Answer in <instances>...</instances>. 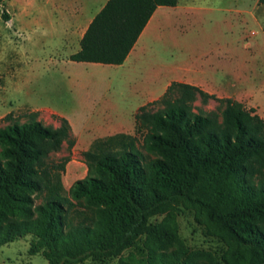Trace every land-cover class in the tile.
<instances>
[{
  "label": "trees",
  "instance_id": "obj_1",
  "mask_svg": "<svg viewBox=\"0 0 264 264\" xmlns=\"http://www.w3.org/2000/svg\"><path fill=\"white\" fill-rule=\"evenodd\" d=\"M176 4L109 0L70 61L122 65L156 8ZM197 100L218 107L195 112ZM23 117L9 113L0 127V246L30 237L29 253L47 264H107L140 242L149 252L170 245L175 230L168 218L184 207L221 239L225 264H264V120L254 111L174 82L135 115L145 150L156 158L143 162L134 138L122 134L97 140L84 153L87 176L68 197L59 174L64 165L49 163L64 143L74 146L68 121L59 118L53 128L38 112ZM162 214V223L151 222ZM185 256L161 252L159 264H191Z\"/></svg>",
  "mask_w": 264,
  "mask_h": 264
},
{
  "label": "rangeland",
  "instance_id": "obj_2",
  "mask_svg": "<svg viewBox=\"0 0 264 264\" xmlns=\"http://www.w3.org/2000/svg\"><path fill=\"white\" fill-rule=\"evenodd\" d=\"M188 1L191 11L169 10L172 16L165 19L157 13L123 66L73 68L54 43L41 38L45 32L36 35L24 24L26 8L41 7V0H0V127L9 113L24 122L25 114L38 112V120L53 128L59 127V118L68 121L74 146L64 143L49 157L50 164L64 165L59 174L67 197L87 176L84 153L97 140L122 134L134 138L143 162L156 158L145 150L135 115L162 97L168 81H185L186 68L194 69L190 81L214 93L209 95L231 99L264 120V5L259 0ZM194 106L204 113L215 111L218 103L197 100ZM166 217L158 215L151 222L160 224ZM168 222L175 230L170 245L149 252L140 242L107 264H159L161 252L184 254L191 264H225L226 246L195 209L179 207ZM30 241L26 237L0 246V264H47L29 253Z\"/></svg>",
  "mask_w": 264,
  "mask_h": 264
},
{
  "label": "crops",
  "instance_id": "obj_3",
  "mask_svg": "<svg viewBox=\"0 0 264 264\" xmlns=\"http://www.w3.org/2000/svg\"><path fill=\"white\" fill-rule=\"evenodd\" d=\"M108 1L109 0H41V7L26 8L24 24L29 30L35 32L34 34L36 35H38L36 31H40L41 33L45 32L44 34H40L41 38L51 41L56 48H59L57 49L58 53L68 58L67 61L64 59L66 65L70 63L73 68L81 67L79 64L84 65L89 63H76V65H74L72 63L75 62L70 61L69 58L80 50V41L85 31L93 18L101 11ZM169 10L191 11L193 7L188 0H177L175 7H157L140 37L144 34L157 13H161L160 17L162 19L172 16V12H168ZM140 37L124 63H126L135 52ZM70 46H75L74 50L69 51L68 48ZM203 55L204 54H201L200 58ZM123 64L120 65V67L123 66ZM183 72V77L187 79L183 81L176 78L168 81L163 87L164 91L172 82H176L201 87L205 93L214 94L213 92L205 91L201 85L199 86L197 83L190 81L191 79H189V76L194 72L193 68H186Z\"/></svg>",
  "mask_w": 264,
  "mask_h": 264
}]
</instances>
